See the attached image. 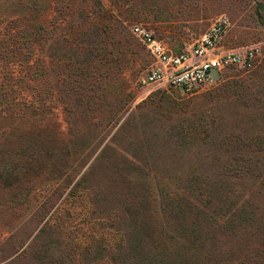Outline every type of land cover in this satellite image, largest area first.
I'll return each mask as SVG.
<instances>
[{
	"label": "rangeland",
	"instance_id": "obj_1",
	"mask_svg": "<svg viewBox=\"0 0 264 264\" xmlns=\"http://www.w3.org/2000/svg\"><path fill=\"white\" fill-rule=\"evenodd\" d=\"M219 16L224 48H256L250 67L190 91L141 86L152 59L131 25L178 51ZM3 31L21 41L8 76L34 79L8 101L0 87V264H119L128 208L158 235L152 188L186 210L228 193L246 222L199 215L206 251L264 264V0H0Z\"/></svg>",
	"mask_w": 264,
	"mask_h": 264
},
{
	"label": "trees",
	"instance_id": "obj_2",
	"mask_svg": "<svg viewBox=\"0 0 264 264\" xmlns=\"http://www.w3.org/2000/svg\"><path fill=\"white\" fill-rule=\"evenodd\" d=\"M3 33L4 35L0 38V70L3 69L4 71L8 68H12L11 65L14 60H11V55L19 56V52L15 51V48L20 46L21 41L18 43L20 37L16 36V34L6 36V32L3 31ZM32 38H29L30 41L33 40ZM27 61L28 58L26 57L22 62L25 63ZM9 70L10 69L4 71L0 76V87L3 88L7 86L5 92H3L5 101H8L6 95L10 90L8 84L16 85L20 88L25 82L31 87L30 81L34 79L32 76H28L27 78H20V76L16 78L10 77L7 73ZM21 90L22 89L17 92L20 93ZM10 183L11 182L7 181L2 184L8 189L11 186ZM152 190L155 194L153 196V206L157 214L158 235L155 237L150 235L146 231L147 225L143 222L142 216L141 219L139 217L140 215L135 218L133 210L128 208V214L126 213L128 216V232L124 233L122 230H118L121 236L119 238L120 242L117 247L118 254L115 260H118L119 264H242L244 259L246 261L245 263L243 262V264H247L248 258L252 255L249 256L246 252L238 255V253L235 254L233 252L226 253L220 248V253L216 255L208 254L206 250L211 246L210 238H207L208 235H203L204 233H201L202 229L197 226L198 222L196 221L199 215L202 218L200 222H204L205 215L206 218L214 222H217L214 218L215 216L218 218L221 217L226 224L224 231L233 232L234 228L230 225L233 217L232 214L239 217L240 212L246 213V209L242 206L241 208L236 207L233 211L234 213L229 214V212H232L231 204H233V202L237 204L238 200L230 199L228 203H226L228 193L218 188H210V190L205 191L206 196L204 198H198L202 206H198L196 207L197 209H195L190 205L186 210L178 202L177 198L164 199L160 190L161 193L153 188ZM240 197L242 199V196ZM211 198H216L218 200L223 199L225 204H217L216 210H212L209 214V211L206 210L205 207ZM173 202H176L175 206H172L169 208V211H166V207L168 208ZM192 216L194 219L191 223L188 220ZM246 219L247 218L240 216L239 224L241 225L243 222H246ZM194 221L196 224H193ZM15 227L16 226L13 225L9 230L12 231ZM195 232L197 234H195ZM100 242V244H103L102 240ZM124 245L126 246L125 248Z\"/></svg>",
	"mask_w": 264,
	"mask_h": 264
},
{
	"label": "built area",
	"instance_id": "obj_3",
	"mask_svg": "<svg viewBox=\"0 0 264 264\" xmlns=\"http://www.w3.org/2000/svg\"><path fill=\"white\" fill-rule=\"evenodd\" d=\"M228 25L226 17L215 18L191 44L178 51L146 25H131L130 31L144 44L152 59L139 80L141 86H173L190 91L211 84L212 72L231 66L250 67L255 57L254 46L226 49L221 45Z\"/></svg>",
	"mask_w": 264,
	"mask_h": 264
},
{
	"label": "crops",
	"instance_id": "obj_4",
	"mask_svg": "<svg viewBox=\"0 0 264 264\" xmlns=\"http://www.w3.org/2000/svg\"><path fill=\"white\" fill-rule=\"evenodd\" d=\"M223 41H224V38L222 39V42H221V45L223 46Z\"/></svg>",
	"mask_w": 264,
	"mask_h": 264
}]
</instances>
